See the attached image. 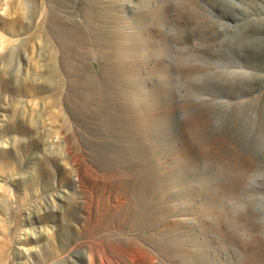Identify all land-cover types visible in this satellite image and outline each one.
<instances>
[{"label": "rangeland", "instance_id": "rangeland-1", "mask_svg": "<svg viewBox=\"0 0 264 264\" xmlns=\"http://www.w3.org/2000/svg\"><path fill=\"white\" fill-rule=\"evenodd\" d=\"M0 78V264H264V0H0Z\"/></svg>", "mask_w": 264, "mask_h": 264}, {"label": "bare ground", "instance_id": "bare-ground-1", "mask_svg": "<svg viewBox=\"0 0 264 264\" xmlns=\"http://www.w3.org/2000/svg\"><path fill=\"white\" fill-rule=\"evenodd\" d=\"M96 27H97V26H96ZM93 30H94V29H93ZM93 30H92V31H93ZM76 38H77V37H76ZM77 39H78V38H77ZM97 42H98V41H97ZM95 45H96V44H95ZM73 50H74V49H73ZM74 51H75V50H74ZM53 71H54V70H53ZM0 80H1V78H0ZM55 82H56V83H55V86H56L57 89H58V88L60 87L61 84H60V82H59L58 80H56ZM1 83H2V82L0 81V84H1ZM240 113H241V112H240ZM196 121H197V120H196ZM199 121L202 122L201 120H199ZM206 122H207V121H206ZM193 123H195V121H194ZM203 123H204V122H203ZM203 123H201V124H203ZM207 123H209V122H207ZM207 123H205V124H207ZM209 124H210V123H209ZM189 126L191 127L192 125H189ZM195 126H197L196 123H195ZM208 126H209V125H208ZM248 126H249V125H248ZM262 127H263V132H264V125H262ZM199 128H200V127H199ZM205 128L207 129L208 127H205ZM192 129H193L192 127H191V129L189 128L190 132L193 131V132H192V134H193V133H195V132H194V129H195V128H194L193 130H192ZM212 129H213V128H212ZM248 129H249V128H248ZM191 130H192V131H191ZM207 130L210 131V129H207ZM195 131H196V133H197V128L195 129ZM203 131H204V130H203ZM198 132H199V131H198ZM201 132H202V131H201ZM201 132H199V133H201ZM205 132H206V131H205ZM207 132H208V131H207ZM211 132H212V131H211ZM213 132H214V131H213ZM213 132H212V133H213ZM245 132H246V131H245ZM214 133H215V132H214ZM216 133H217V131H216ZM222 133H223V132H222ZM192 134H190V135H192ZM201 134H202V133H201ZM201 134H200V136H201ZM208 134H210V133H208ZM217 134H218V133H217ZM212 136H213V134H212ZM212 136L210 135V136H208V137H210V139H211ZM214 136H215V135H214ZM217 136H221V135H217ZM222 137H227V135H226V136L223 135ZM194 138H195V137H192V140H193ZM205 138H206V139H208V138H207L206 136L204 137V140L207 142V140H206ZM199 139L202 140V138H199ZM214 139H215V137H214ZM220 139H221V137H220ZM223 139H224V138H223ZM223 139H221L220 141H222ZM227 139H228V138H226V140H227ZM189 140H190V139H189ZM194 140H195V139H194ZM217 140H218V139H217ZM224 140H225V139H224ZM224 140H223V141H224ZM228 140H229V139H228ZM196 141H197V140H195L194 143H196ZM214 141H216V140H213V141H212L213 143L210 142V145H209V143H208V147H207V148H208L207 150H209L208 153H209V152H212L211 149H213V147H214V148H217L218 146H220V145H218L217 147H215V145H217V144H214ZM223 141H222V143H221V142H220V143H221V144H224ZM230 141H231V140H230ZM201 142H202V141H201ZM224 142H225V141H224ZM227 142H228V141H227ZM203 143H204V142H203ZM203 143H202V144H203ZM217 143H218V142H217ZM230 143H232V142H230ZM196 144H197V143H196ZM204 144H205V143H204ZM211 144H214V146H211ZM197 145H199V144H197ZM210 146L212 147L211 149H210ZM228 146H229V143H228ZM233 146H235V148H236V145H235V144L232 145L231 147H233ZM202 147H203V146H202ZM200 148H201V147H200ZM203 148H206V147H203ZM219 148L222 149L221 146H220ZM227 148H228V147H227ZM217 149H218V148H217ZM217 149H216V150H217ZM230 149H231V148H230ZM198 150H199V148H198ZM204 150H205V149H202V152H203ZM233 150L235 151V149H233ZM199 151H200V150H199ZM214 151H215V150H214ZM217 151H218V150H217ZM217 151H216V152H217ZM234 151H233V152H234ZM236 151H237V149H236ZM238 151H239V150H238ZM202 152H199V153H202ZM204 152H205V151H204ZM219 152H221V151L219 150L217 153L219 154ZM228 152H229V151H228ZM197 153H198V152H197ZM213 153H214V152H213ZM239 153H240V152H239ZM237 154H238V152H237ZM213 155H214V154L211 153V156H213ZM239 155H241V154H239ZM200 156H201V155H200ZM203 156H204V155H203ZM203 156H202V157H203ZM209 156H210V155H209ZM216 156H217V155H214V157H216ZM244 156L246 157V154H244L243 157H244ZM223 157H224V156H223ZM236 157H237V155H236ZM248 157H249V158H248ZM250 157H251V156H247L246 158L250 159ZM224 158H225V157H224ZM232 159H233V158H232ZM236 159H237V158H236ZM238 159H239V158H238ZM242 159H244V158H242ZM205 160H206V159H205ZM212 160H214V159H212ZM229 160H230V158H229ZM233 160H234V159H233ZM233 160H230V162H232ZM246 160H247V159H246ZM206 161H207V160H206ZM220 161H221V163H222L223 158L220 159ZM224 161H225V159H224ZM226 161H227V160H226ZM241 161L243 162V160H241ZM241 161H239L240 164H241ZM244 162H245V161H244ZM193 163H194V162H193ZM195 163H196V162H195ZM195 163H194V164H195ZM207 163H208V162H207ZM218 163L220 164V162H218ZM212 164H213V163H211V165H212ZM215 164H216V163H215ZM223 164H224V162H223ZM235 164H236V161H235ZM220 165H221V164H220ZM230 165H231V164H230ZM236 165H237V164H236ZM212 166H213V165H212ZM238 166H239V163H238ZM215 167H216V166H215ZM216 168H217V167H216ZM225 169H226V168H225ZM215 170H216V169H215ZM236 170H237V169H236ZM227 171H230V170H226V171H224V172L226 173ZM238 171H240V169L237 170V172H238ZM241 171H242V170H241ZM241 171H240V172H241ZM249 171H250V170H249ZM216 172L219 173L220 171L218 170V171H216ZM204 173H205V172H204ZM230 173H231V172H230ZM232 173H233V172H232ZM234 173H235V172H234ZM228 174H229V173H228ZM239 174H241V173H239ZM141 175L143 176V174H141ZM200 175H201V174H200ZM218 175H220V173H219ZM232 175H233V174H232ZM142 176H141V177H142ZM135 177H137V176H135ZM215 177H216V176H215ZM220 177H222V176L220 175ZM232 177H233V176H232ZM235 177H236V176H235ZM139 178H140V176H138V180H139ZM233 178H234V177H233ZM140 179H142V178H140ZM214 179H215V178H214ZM217 180H218V179H217ZM234 180H235V179H234ZM237 180H238V179H237ZM237 180H236V181H237ZM247 180H248V179H247ZM134 181H135V179H134ZM211 181H212V180H211ZM140 182H141V181H137V185H138V187H136V190H135V191H137L136 194H139V196L141 195V197H142L143 194H141V189H140V187H139ZM205 182H206V181H205ZM209 182H210V181H209ZM209 182H208V183H209ZM213 182H214V181H213ZM218 182H219V181H218ZM202 183H203V182H202ZM238 183L241 184L240 180H239ZM204 184H205V183H204ZM238 189H239V188H238ZM227 190H228V189H227ZM225 192H226V191H225ZM229 193H230V192H229ZM232 195H233V194H232ZM137 197H138V196H137ZM143 197H144V196H143ZM145 197H146V196H145ZM148 199H149V198H148ZM155 199H157V198H155ZM223 199H224V198H223ZM212 201H213V200H212ZM218 201L220 202V200H218ZM227 201H228V200H227ZM152 202H153V201H152ZM214 202H215V201H214ZM216 203H217V202H216ZM220 203H222V202H220ZM220 203H218V204L220 205ZM150 204H151V203H150ZM210 204H211V202H210ZM210 204H209V205H210ZM213 204H214V203H213ZM205 205H208V204H205ZM219 205H218V207H219ZM221 205H222V204H221ZM156 206H159V205H157V203H156ZM224 206H225V205H224ZM204 207H205V206H204ZM206 207H208V206H206ZM209 207H210L209 209L212 210V211H213V209H216V208H214V205H213V207H212V206H209ZM211 207H212L213 209H212ZM216 207H217V206H216ZM218 207H217V208H218ZM220 207H221V206H220ZM154 208H155V205H154ZM157 208H158V207H157ZM157 208H156V210H157ZM158 209H160V208H158ZM201 209H202V208H201ZM205 209H206V208H205ZM231 209H232V208H231ZM125 210H126V209H125ZM151 210H152V209H151ZM154 210H155V209H154ZM206 210H207V209H206ZM217 210H218V209H217ZM142 211H143V210H142ZM147 211H148V210H147ZM158 211H159V210H158ZM212 211H209V213L212 212ZM215 211H216V210H215ZM218 211H219V210H218ZM218 211H217V212H218ZM228 211H229V210H228ZM152 212H154V211H152ZM226 212H227V211H226ZM232 212H233V211H232ZM232 212H231V213H232ZM206 213H208V212H206ZM212 213H213V212H212ZM212 213H211V214H212ZM214 213H215V212H214ZM219 213H220V212H219ZM221 213H222V212H221ZM231 213H229V214L231 215ZM148 214H149V213H148ZM158 214H159V213H158ZM223 214H224V213H223ZM226 214H227V213H226ZM155 215H157V214H155ZM214 215H215V214H214ZM216 215H217V214H216ZM200 216H201V215H200ZM217 216H219V215H217ZM155 217H157V216H155ZM223 217H224V215H223ZM230 217H231V216H230ZM230 217H229V218H230ZM216 218H217V217H216ZM231 218H232V217H231ZM231 218H230V219H231ZM226 219H227V218H226ZM232 219H233V218H232ZM232 219H231V220H232ZM234 219H235V218H234ZM236 219H237V218H236ZM221 220H222V219H221ZM228 222H229V221H228ZM135 223H136V222H135ZM231 223H232V225H233V224H234V221L230 222V225H231ZM157 224H158V223H157ZM214 224H215V223H214ZM226 224H227V223H226ZM155 225H156V224H155ZM202 231H203V230H202ZM217 233H218V232H217ZM219 234H220V233H219ZM161 240H162V239H161ZM189 263H190V262H189ZM185 264H187V263H185ZM190 264H191V263H190Z\"/></svg>", "mask_w": 264, "mask_h": 264}, {"label": "clouds", "instance_id": "clouds-1", "mask_svg": "<svg viewBox=\"0 0 264 264\" xmlns=\"http://www.w3.org/2000/svg\"><path fill=\"white\" fill-rule=\"evenodd\" d=\"M261 222H264V217H262V220H261Z\"/></svg>", "mask_w": 264, "mask_h": 264}]
</instances>
